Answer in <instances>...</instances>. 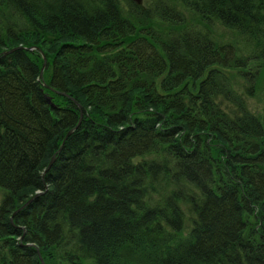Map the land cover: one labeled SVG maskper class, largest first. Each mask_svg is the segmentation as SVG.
Masks as SVG:
<instances>
[{
  "label": "trees",
  "instance_id": "trees-1",
  "mask_svg": "<svg viewBox=\"0 0 264 264\" xmlns=\"http://www.w3.org/2000/svg\"><path fill=\"white\" fill-rule=\"evenodd\" d=\"M259 85L264 0H0V264H264Z\"/></svg>",
  "mask_w": 264,
  "mask_h": 264
},
{
  "label": "bare ground",
  "instance_id": "bare-ground-1",
  "mask_svg": "<svg viewBox=\"0 0 264 264\" xmlns=\"http://www.w3.org/2000/svg\"><path fill=\"white\" fill-rule=\"evenodd\" d=\"M236 41V40H235ZM24 49H27V50H33V49H35V50H37L39 53H40V55L43 57V59H44V57H45V52L43 51V49L42 48H37L36 46H32V47H24V46H22ZM29 48H31V49H29ZM45 61H46V64H47V58H46V60L44 59V63H45ZM46 64L44 65L43 64V67H42V70H41V74H40V76L42 77V78H40L41 80H42V83H43V87H45V88H47V89H49V90H54L51 86H49V84L45 81V79L43 78V71H44V68H45V66H46ZM67 96H69L70 97V99L79 107V109H80V111H81V115H80V119L82 118V114H83V106L79 103V101L78 100H76L74 97H72L71 95H69V94H66ZM47 98H49L50 99V101H48L47 100ZM46 100L48 101V103H50L51 105H54V103L52 102V100H51V97L49 96V95H47L46 94ZM82 107V109L80 108V106ZM247 106H248V110L250 111V112H253V113H255V114H259L260 116H261V114L260 113H256L255 111H252L251 109H250V106H249V104H248V99H247ZM262 117V116H261ZM262 119L264 120V118L262 117ZM78 126L77 125H75L74 127H72V128H70L68 131H67V133H66V135L64 136V139H63V141H62V143L58 146V148H57V150H56V152L55 153H53V155L51 156V158L49 159V161H48V163H47V165H46V167L43 169V172H42V176L44 177V175L46 174V172H48L51 168H52V166H53V164L56 162V160H57V157H58V154L59 153H61L62 152V150H63V143L65 142V140L68 138V136L70 135V134H72L73 132H71L70 133V131L72 130V129H76ZM51 161H52V163H51ZM248 161V160H247ZM254 167V166H258V164H257V161H256V163H255V161H254V163H253V165L252 164H250V167ZM259 168H260V165H259ZM263 172H264V170H263ZM47 188H48V184L45 182V181H43V188H41V189H38V190H36V192L27 200V201H29V202H25L24 204H25V206H28L35 198H37L38 196H40L41 194H43L46 190H47ZM38 192H40V193H38ZM23 204V205H24ZM23 205H21L20 207H22ZM24 206V207H25ZM19 207V208H20ZM23 207V208H24ZM18 208V209H19ZM23 208H21V209H23ZM20 209V210H21ZM19 211V210H18ZM17 210L13 213V215L11 216V221H13V216L18 212ZM157 213L159 214V216L160 217H162V218H165V217H167V215L169 214V211H168V209H159L158 211H157ZM26 245H28V246H31V247H34L35 248V250L37 251V255H38V258H39V261H40V263L41 264H47V262H46V260L44 259V257H43V255H42V253H41V251L39 250V247L35 244V243H33V242H30V243H28V244H26Z\"/></svg>",
  "mask_w": 264,
  "mask_h": 264
},
{
  "label": "rangeland",
  "instance_id": "rangeland-1",
  "mask_svg": "<svg viewBox=\"0 0 264 264\" xmlns=\"http://www.w3.org/2000/svg\"><path fill=\"white\" fill-rule=\"evenodd\" d=\"M145 2H146V0H143L142 4H145ZM216 32H217V35L223 36L226 39H229L230 37L233 36L231 31H229L223 27H220V26L216 27ZM45 58H47L46 55H45ZM241 81H242V79L239 80V83ZM239 83L237 84L238 86H239ZM241 84H243V83H240V85ZM247 99H248V104L250 106V109L252 111H255L256 113H260L261 116L264 118V87L262 85H259L257 87V89L255 90L254 95L248 96ZM4 193H5V190L0 186V203L2 201ZM189 224L190 223H188V227H189Z\"/></svg>",
  "mask_w": 264,
  "mask_h": 264
},
{
  "label": "water",
  "instance_id": "water-1",
  "mask_svg": "<svg viewBox=\"0 0 264 264\" xmlns=\"http://www.w3.org/2000/svg\"><path fill=\"white\" fill-rule=\"evenodd\" d=\"M132 1L136 2V3L139 4V5H141V4L143 3V0H132ZM18 48H23V47H22V46H18V47H14V48H12V49L6 50V51L3 52V55H6V54H8V53H10V52H12V51L18 49ZM29 49H31V48H29ZM44 59L46 60L45 57H44ZM45 64H46V61H45L44 65H45ZM47 100L50 101L49 98H47ZM79 106H80V105H79ZM80 108L82 109L81 106H80ZM73 131H74V129H72V130L70 131V133L73 132ZM51 163H52V161H51ZM38 193H40V192H38ZM29 201H30V200H29ZM29 201H27V202H29ZM24 206H25V204H24L22 207H20L19 209H17V211L20 210L21 208H23ZM11 219H12V218H11Z\"/></svg>",
  "mask_w": 264,
  "mask_h": 264
}]
</instances>
